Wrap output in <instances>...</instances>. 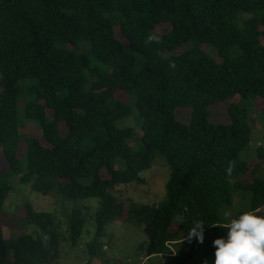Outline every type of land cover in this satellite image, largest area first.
I'll return each instance as SVG.
<instances>
[{"label": "trees", "instance_id": "1", "mask_svg": "<svg viewBox=\"0 0 264 264\" xmlns=\"http://www.w3.org/2000/svg\"><path fill=\"white\" fill-rule=\"evenodd\" d=\"M162 24H169L162 42L146 48L145 36ZM202 44L216 47L223 61L207 56ZM232 48L241 55L232 58ZM134 53L143 61L139 69ZM0 72V145L11 173L46 196L101 199L91 254L106 226L127 215L149 238V256L186 263L203 254L214 263L213 241L227 233L222 210L234 207L232 182L249 172L239 154L251 127L246 106L230 103V121L221 123L209 120L210 108L237 95L257 96L264 116V0H0ZM119 91L135 99L143 118L142 150L128 144L135 130L117 125L132 112L113 100ZM21 97L25 115L41 127L40 137L24 136L25 166L17 150ZM179 107L191 108L189 123L176 118ZM157 154L170 170L167 203L132 202L126 214L113 191L139 180ZM258 158L252 178L234 182L247 208L233 216L255 209L264 215V179L255 178L264 149ZM118 159L124 170L115 168ZM10 191L0 184V221ZM25 209L24 225L41 235L7 239L0 224V264H60L54 216ZM177 216L182 221L173 226ZM197 222L205 223L203 243L190 236ZM69 223L77 245L84 231L78 210Z\"/></svg>", "mask_w": 264, "mask_h": 264}, {"label": "rangeland", "instance_id": "2", "mask_svg": "<svg viewBox=\"0 0 264 264\" xmlns=\"http://www.w3.org/2000/svg\"><path fill=\"white\" fill-rule=\"evenodd\" d=\"M168 28L169 24H162L157 26L154 31L161 36ZM188 45L191 44L184 45L174 53L183 52L189 48ZM86 49H82V51H86ZM199 49L216 61H223V57L220 56L217 48L213 45L202 44ZM240 55V49H231L230 56L232 58ZM134 56L138 58L136 69H139L143 62L142 58L137 53H134ZM1 77L2 74L0 72V81ZM26 83V81L22 82L21 86H25ZM114 98V101H121L132 106L131 114L119 121L117 125L121 128L132 127L135 130V134L128 140V144L135 151L142 150L143 118L139 116L135 106V99L121 91L117 92ZM230 103H236L248 108V124L251 127L250 142L239 154L240 159L249 163V172L235 178L232 182L235 193V202L232 209L234 215L235 211L247 208L246 204L238 199L239 196L243 195L244 189L235 188L234 182L250 180L253 175L254 165L260 162L258 150L264 149V116L262 114L261 97L251 96L243 98L237 95L232 99L211 106L209 120L213 123L230 121L228 113ZM24 105L25 98L21 97L18 102V120L22 134L20 141H18L17 150L25 166L27 158L24 136L40 137L41 127L37 119L28 118L25 115ZM49 118L51 119V116ZM176 118L183 123H189L191 121V108L179 107L176 110ZM8 146H11L10 143H8ZM115 168L124 170L126 164L122 159H118ZM139 177V180L127 185H119L113 191L114 196L125 203L126 214L132 202L152 207L163 206L167 203L166 185L170 179V170L163 156L157 154L152 167L141 172ZM255 178L264 179V164L259 167ZM3 183H8L11 187L0 221L5 238H16L23 233L30 234L33 237L41 235L39 229L31 225H24L22 217L25 214L26 205H29L34 211L49 212L56 220L57 231L61 238L60 264H214L211 259L203 254L199 255L195 260L186 263H181L177 258L169 255L149 256V238L144 233L143 228L130 220L127 215L106 226L104 236L98 241V251L91 254L90 243L93 242L95 237L96 213L101 207V199H65L55 193L46 196L34 191L32 188L33 181L30 184H23L20 182V176L11 173L10 166L4 156V146L0 145V184ZM75 210L80 212L84 221L83 235L77 245H73L69 239V220ZM223 212L224 209L222 214ZM181 221L182 216H177L174 219L173 226L179 225Z\"/></svg>", "mask_w": 264, "mask_h": 264}, {"label": "clouds", "instance_id": "3", "mask_svg": "<svg viewBox=\"0 0 264 264\" xmlns=\"http://www.w3.org/2000/svg\"><path fill=\"white\" fill-rule=\"evenodd\" d=\"M161 42V36L154 30L143 40L146 48ZM168 66L174 69L176 64L170 61ZM259 211L247 210L233 216L231 209L224 210L225 222L221 228L226 229L227 233L226 238L220 237L213 241L214 264H264V215L259 214ZM204 224L197 222L190 231V236L194 235L200 243H203Z\"/></svg>", "mask_w": 264, "mask_h": 264}]
</instances>
